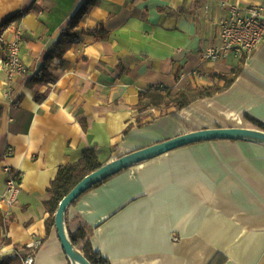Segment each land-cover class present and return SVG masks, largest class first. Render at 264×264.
Segmentation results:
<instances>
[{"label":"crops","instance_id":"0c3cea01","mask_svg":"<svg viewBox=\"0 0 264 264\" xmlns=\"http://www.w3.org/2000/svg\"><path fill=\"white\" fill-rule=\"evenodd\" d=\"M82 2L0 0V38L21 33L27 70L8 84L0 69V262L21 264L39 241L34 264H71L55 227L46 233L44 203L59 168L85 151L103 166L197 130L256 129L244 114L264 123V40L243 63L201 58L219 45L230 6L244 15L261 0H99L79 29L101 28L102 36L81 37L53 61L49 83L27 86ZM236 68L239 77L214 98L136 111L149 90L222 88L212 76ZM4 167L20 176L11 207L1 202ZM67 217L93 228L91 245L110 264H264V144L201 142L133 165L83 195Z\"/></svg>","mask_w":264,"mask_h":264},{"label":"trees","instance_id":"16d2710c","mask_svg":"<svg viewBox=\"0 0 264 264\" xmlns=\"http://www.w3.org/2000/svg\"><path fill=\"white\" fill-rule=\"evenodd\" d=\"M98 5L99 0H83L81 6L76 10L66 27L61 31L58 41L46 53L39 73L31 76L27 81H25L27 86L32 87L34 85L49 83L51 81V64L53 61L55 59L61 60L64 54L70 49L72 44L78 42L81 37L92 34L96 39H99L98 37L102 36L103 31L101 28H99V30L95 31L94 33L79 29L81 20L89 13L92 8L97 7ZM29 10L30 8H27L20 12L17 15V19H20L23 15L28 13ZM243 62L244 59L241 60V63ZM239 73L240 69L236 68L233 69L230 74L212 76V78L224 82V87L222 88H219L218 86L201 89L188 88L175 95H171L169 91L162 89L149 90L146 93L140 94L136 111L141 113L152 108L161 110H168L170 108L184 110L197 101L214 98L228 89L235 82L236 78L239 77ZM243 118L254 128L264 132V123L258 119L248 114H244ZM101 166L102 165L99 163L95 151L88 150L83 153L81 159L78 162L59 168L54 181L50 184L48 189L49 200L44 203L45 212L48 214L46 221L47 235L51 229L55 227L54 216L62 199L66 197L80 181H82L91 173L97 171ZM112 177L92 186L88 191L73 201L69 207L73 206L87 192L99 187ZM64 223L68 240L72 248L79 251L80 254L89 262V264H110L98 252H96L91 245L93 228L88 226L83 221H80L78 218L68 221L67 211L64 215ZM72 223H76L74 229H71ZM18 261V259H3L0 264H18Z\"/></svg>","mask_w":264,"mask_h":264},{"label":"built area","instance_id":"2783aa9c","mask_svg":"<svg viewBox=\"0 0 264 264\" xmlns=\"http://www.w3.org/2000/svg\"><path fill=\"white\" fill-rule=\"evenodd\" d=\"M249 8L244 15L235 7H229V17L219 24V45L203 50L201 58L204 62H217L228 56L242 60L260 46L264 40V0ZM0 45L5 47V57L0 61V69L5 74L8 84L15 78L27 75V70L20 60L21 33L17 32L15 38L5 42L0 38ZM8 155L11 150H8ZM6 176L5 191L1 196V202L11 207L18 195V179L8 167L3 168ZM40 242H34L30 246L29 254L22 259L21 264H34L33 254Z\"/></svg>","mask_w":264,"mask_h":264},{"label":"water","instance_id":"95a60500","mask_svg":"<svg viewBox=\"0 0 264 264\" xmlns=\"http://www.w3.org/2000/svg\"><path fill=\"white\" fill-rule=\"evenodd\" d=\"M215 140H247L264 144V132L251 128H211L193 131L124 155L86 176L59 203L54 226L61 248L71 264H89L79 251L72 248L65 229L64 215L70 204L99 182L115 176L124 169L180 148Z\"/></svg>","mask_w":264,"mask_h":264}]
</instances>
